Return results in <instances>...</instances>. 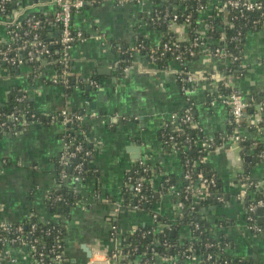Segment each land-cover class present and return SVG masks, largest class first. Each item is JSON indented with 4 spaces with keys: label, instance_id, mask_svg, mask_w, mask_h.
I'll list each match as a JSON object with an SVG mask.
<instances>
[{
    "label": "crops",
    "instance_id": "0c3cea01",
    "mask_svg": "<svg viewBox=\"0 0 264 264\" xmlns=\"http://www.w3.org/2000/svg\"><path fill=\"white\" fill-rule=\"evenodd\" d=\"M96 1L98 4L85 6L72 18L73 29L86 37L70 52V71L78 82L74 88L67 91L49 81L56 72L52 64H45V76L37 78L31 77L27 67L12 70L0 66V105L15 95L28 93L39 116L36 123L17 136H0V222L16 224L35 219L48 224L59 219L50 212L48 198L62 186L56 164L63 151L66 127L61 118H50L61 110L82 117L89 145L97 147L90 162L94 175L87 180L66 178L62 182L67 190L80 195L66 221L62 264H88L90 257L84 246L90 251L112 248L114 223L121 236L152 224L146 210H117V205L130 197L127 173L140 161L154 168L153 210L172 220L175 198L163 182L168 178L181 188L183 167L179 156L163 145L160 131L171 115L193 104V116L203 136L216 139L207 165L217 175L224 199L222 203L214 201L201 214L211 225L210 234L224 243V253L264 264V234L249 229L244 205L237 199L242 188L239 178L250 157L244 155L238 142L222 140L230 137L232 118L228 107L210 104L223 82L229 91L240 92L252 106L245 112V124L239 133L264 144V25L247 32L242 41L241 75L226 73L220 61L200 56L189 65L196 82L186 95L178 81L180 65L175 62L160 68L135 52L131 61L123 65L124 52L139 39L153 46L162 39V33L149 22L151 2ZM56 11L54 0H21L13 5L9 20L18 23L31 14L52 17ZM5 24L0 15V43L8 39ZM172 30L187 39L185 27L179 25ZM42 34L46 41H52L60 36V30L49 24ZM88 80L96 85L88 84ZM248 171L249 178L264 194V161ZM257 221L264 222V214L257 216ZM188 232L187 227H182L179 238ZM7 254L3 264H34L26 250L8 247Z\"/></svg>",
    "mask_w": 264,
    "mask_h": 264
},
{
    "label": "built area",
    "instance_id": "2783aa9c",
    "mask_svg": "<svg viewBox=\"0 0 264 264\" xmlns=\"http://www.w3.org/2000/svg\"><path fill=\"white\" fill-rule=\"evenodd\" d=\"M143 1L146 0H136L137 3H142ZM20 2L21 0H0V15L6 21L5 25L8 34L7 41L0 43V66L8 69H22L27 67L26 63L36 62L39 63V68L34 74V77H43L45 76L42 71L43 66L45 64L53 65L49 59L54 54H59V63L62 70L60 72L56 70L55 75L49 77V81L52 84L68 88L69 77L72 76L70 71V52L77 42L86 40V37L81 32L73 29L72 18L85 8V6H95L98 2L96 0H54V3L57 5V11L52 17L27 15L22 21L15 23L9 20L10 13H8V5L10 3L18 5ZM209 9L220 12L236 10L243 17L248 13L258 12L259 16L247 24H250L251 29H257L264 25L263 0H208L207 5L198 4V10L201 14L206 13ZM151 11H149V15ZM237 18V16H234L231 20H236ZM178 19L179 15L176 8L171 13L166 8L163 22L169 21L172 28L179 25L183 28L185 27V29L190 27V16L185 18L183 24H177ZM200 23V27L198 29L196 28L195 31L198 35L188 46L183 48L181 42L187 39L178 36V41L159 43L155 47H152L149 50V60L155 63L157 60H161L166 53H169L172 56L171 61L181 66L182 54L180 51L184 49L190 56H196L199 53L200 56H206L220 61L226 67L231 66L235 62L241 63L242 50L240 49L233 53L224 45L208 47L205 43V38L209 30H212V27L208 22L201 21ZM49 24H55L60 30V36L52 41H46L42 34L44 26ZM154 24H156L155 21ZM202 24L203 27L201 28ZM241 37L242 33L238 32L231 40L238 42ZM226 40V36L221 34L219 41ZM14 44L18 45L16 50ZM139 49H145V46L141 44L139 45ZM131 50L133 51L135 49L132 48ZM180 75H182L180 79L182 82L181 90L187 95L195 85L196 78L189 70L183 72L180 69L178 74L179 78ZM88 84L96 85V82L88 80ZM223 85H225L224 82ZM29 98L28 93H21L16 97L15 101L18 104H24ZM216 103H221L228 107L232 118L231 122L234 125L230 137H222V140L232 139L239 144L247 141L248 139L239 133V129L244 121L245 112L252 106V102H247L243 99L240 92L232 90L226 95L216 94L210 104L214 105ZM191 105L189 104L182 112L171 115L169 120L163 123L161 130L168 134L162 143L166 147L169 146L171 151L176 155L182 152V147L190 151L195 146L199 154L197 163L207 165L208 155L217 144L216 139L205 138L203 136L201 128L196 124L191 114ZM24 115V113L18 114L17 111H14L11 116L12 123L8 121L0 122V136L2 134L17 136L27 130L29 125H33L39 120L37 113H32L28 117V120L25 119L26 117ZM50 118H61L65 127L76 123L79 124V128H82V117L76 113H70L67 110H61L53 114ZM187 128L198 131V138H191L186 133ZM78 134L84 138L82 141L91 143L86 130L82 128ZM178 138L184 139L179 141ZM63 140L64 147L59 158V164L64 167L69 166L70 160L80 156V161L74 166V171L81 173L86 161L92 159L94 156L97 147H91V149L86 150L82 142H76L74 138L67 139L66 136H63ZM252 144L255 146L256 143L253 142ZM153 170L154 168L151 165L143 161L133 166L128 171L126 177L127 187L130 188L129 200L117 205V210L148 211L152 219V224L147 225L148 228L146 229L142 230V227H139L129 234L121 236L116 223H114L111 227V237L115 239L114 245L107 250L99 248L92 249L88 264H229L228 262L222 263L218 260V251L199 253L196 250V245H202L205 249L223 251L225 246L223 242L215 240L212 234L210 236L214 241L206 240V242H203L199 237L200 235H198V232H200V225L198 223H195L193 226H190L189 223L180 225V220L185 212L194 210L193 205L188 204L190 196H194L195 204L199 203L200 200H207L210 196L209 188L215 187L217 184L216 175L213 173L209 177H206L202 172H199L196 185H194L192 172L191 170H187L183 174L184 184L181 188L172 184L168 178L165 179L164 185L172 196H174L176 208L174 218L172 220H166L153 210V204L150 209L147 208L148 204L152 202L154 197L153 193L155 194L152 189ZM62 177L66 179L65 174H62ZM72 179L82 181V178L78 175ZM240 181L242 188L237 195V199L244 205L247 225L253 232L264 234V226L258 223L256 217V211L259 208L264 209V201H253L245 206V198L250 192L249 189H258L257 185L245 175L241 176ZM217 200L224 202L222 196H217ZM182 227H187L189 232L183 239H180L179 231ZM0 229L12 235L6 241L4 252L0 254V262L8 259L7 248L15 247V245L17 248L26 250L34 264H62L64 262V239L60 236V233L55 237L54 244L48 247L43 239L33 238L31 241H28L27 236L23 235L22 226H17L13 229L12 223L0 222ZM36 229V224H33L31 226V233L33 234ZM44 234L50 235V232L44 231Z\"/></svg>",
    "mask_w": 264,
    "mask_h": 264
},
{
    "label": "trees",
    "instance_id": "16d2710c",
    "mask_svg": "<svg viewBox=\"0 0 264 264\" xmlns=\"http://www.w3.org/2000/svg\"><path fill=\"white\" fill-rule=\"evenodd\" d=\"M135 1L136 0H131ZM151 2V14L149 15V22L152 25L153 29L159 30L162 33V39L160 43H172L174 41H178L177 34L174 33L171 27V23L163 22L164 21V14L166 12V8H168V11L171 13L173 9L176 8V11L179 15V19L176 22L177 24H183L185 22V18L187 16H190L189 22L190 27L186 28L187 30V40L181 42L182 47L188 46L190 42L198 35L196 31V28L198 29L201 25V21L208 22V24L211 25L212 30H209L207 37L205 38V43L208 47H216L224 45L228 50L231 52H235L236 50L240 49L242 46V41L246 35L247 32L254 30L251 29L250 24H247L248 22H251L254 18H257L259 16L258 12L254 13H248L244 17L240 16L236 10H229V12H220L216 10L209 11L207 15L201 14L198 10V4L207 5L208 0H150ZM13 3H10L8 5V13H11V10L13 8ZM154 11V13H153ZM31 16H33L31 14ZM35 17H40L36 16ZM237 16L238 18L236 20H231L232 17ZM154 21L156 24H154ZM48 28V25H45L43 28L46 30ZM238 32L242 33V37L238 42L232 41L231 38L235 36ZM221 34H224L227 38L226 41H219V37ZM143 44L145 46V49H139V45ZM17 44H14L15 50L17 49ZM152 47H155L153 45H150L146 40L143 38L139 39L132 48L135 50H131L132 48H129L128 51L124 52L123 57V65L131 61L133 54L135 52H139L146 57L150 54V49ZM56 49V48H55ZM182 54V62L180 69L185 72V70H189V65L193 61H195L197 58L200 57V54L198 53L196 56H190L188 52H185L184 49L181 51ZM59 54H54L49 60L53 63L57 71H61V65L59 63ZM171 54L166 53V55L161 59L157 60L155 63L160 68H166L168 62L171 61ZM240 62L232 63L231 66L226 67L223 64H221V69L224 70L226 73H232L233 75H241L243 72L242 68L240 67ZM27 68L29 69L31 77H34V74L37 72L39 68V63L33 62V63H26ZM17 70V69H12ZM184 75V74H182ZM178 77V81L181 85V76ZM77 80L74 79L73 76L69 77V85L66 90H71L75 87ZM230 91L223 85H219L217 94L220 95H226ZM16 95L11 98L7 103L4 105H0V122L2 121H8L9 123H12L11 116L14 111H17L18 114L24 113L25 119L28 120V117L32 113H37L33 107V104L30 102V100H27L24 104H18L15 99ZM188 107V106H187ZM191 114L193 116V112L195 111L193 104L191 105ZM193 119L195 120V117L193 116ZM245 124L243 121L241 124V127ZM84 129V127H82ZM82 128H79V124H72L70 126H67L65 128V131L63 132V136H66L67 139H76V142H82L84 148L86 150L91 149L90 145L84 140V138L79 136V132ZM234 128V125L231 122V128H230V134L232 133ZM186 133L189 134V136L193 139L198 138V131L194 129H186ZM168 133L161 130L160 131V138L163 141L164 138H166ZM3 135V134H2ZM1 135V136H2ZM201 136V135H200ZM184 138H178L179 141L183 140ZM253 142H255V146H253ZM242 147V151L244 152V155H247L250 157V161L246 163V167L244 174L245 176L249 177V168L253 166L254 164H257L259 162L264 161V144L255 141V140H247L245 142L240 143ZM169 147V146H167ZM216 147V146H215ZM183 167V174L187 170H191L193 179H194V185H196L197 177L199 172H202L204 176L209 177L210 174H213L211 169L208 165H202L197 163V158L199 156L197 147L194 146L193 149L190 151L185 150L184 147H182V152L178 155ZM246 156V157H247ZM80 161V156L78 158L70 160L69 166H61L59 164V160L57 161V172L59 173L58 180L62 184L58 190L55 192H52L49 195L48 198V208L50 212L54 215H56L59 219L57 222L54 223H48V224H41L37 222L35 219H29L22 223H12V228L15 229L17 226L23 227V235L27 236L28 241H31L33 238L37 239H43V241L46 243L48 247H51L55 242V237L60 233L61 237L63 239L66 235V221L69 219L71 208H73L78 201L80 200V195L67 190V188L63 185V181L65 178L62 177V174L66 175V178H74L76 175L80 176L82 180H87L90 177H92L93 170L90 166L91 159H88L86 161L85 165L82 168L81 173H77L74 171V166ZM215 174V173H214ZM243 174V175H244ZM216 175V174H215ZM217 178V184L215 187L209 188L210 196L207 200H203L197 204L194 203V196H190L188 204L193 205L194 210H190L189 212H185L183 217L180 220V225H186V223L190 224V226H193L195 223H198L200 225V232H198L199 237L202 239V241L206 242L208 241H214V239L210 236V230L211 225L209 222L204 218L203 214L201 212L204 210H207V207L211 205L214 201L217 203H222L217 200V196H222V189L220 186L219 179ZM241 177L239 178V180ZM170 180V179H169ZM170 182L173 184L170 180ZM165 183V182H163ZM249 194L246 195L245 198V206L248 205L250 202H256L258 200L264 201V194L254 188L249 189ZM154 197L152 199L151 204H148V209H150L151 205L155 202V194L153 193ZM223 197V196H222ZM60 198V200H58ZM192 207V206H191ZM33 224H36L37 229L31 233V226ZM148 228L147 226L142 227L143 229ZM191 228V227H190ZM192 229V228H191ZM44 231H49L50 235H45ZM12 237L11 234H7L2 229H0V254L4 252V248L6 246V241ZM174 240V239H172ZM16 247V245H15ZM196 250L199 253H206V252H217L218 251V260L222 263L228 262L229 264H255L251 260H242L238 258H234L227 254V252L224 253V251L214 250V249H205L202 245H196ZM0 264H3L0 262Z\"/></svg>",
    "mask_w": 264,
    "mask_h": 264
},
{
    "label": "water",
    "instance_id": "95a60500",
    "mask_svg": "<svg viewBox=\"0 0 264 264\" xmlns=\"http://www.w3.org/2000/svg\"><path fill=\"white\" fill-rule=\"evenodd\" d=\"M73 75V74H72ZM262 214H264V209H262V208H259L257 211H256V217L257 216H259V215H262ZM260 225H263L264 226V222H258ZM174 235V234H173ZM84 248V250L86 251V253H87V256L88 257H91V251H90V249L88 248V247H86V246H84L83 247Z\"/></svg>",
    "mask_w": 264,
    "mask_h": 264
}]
</instances>
